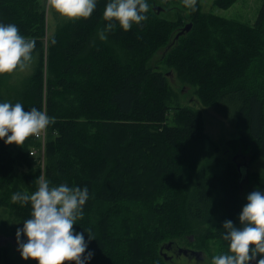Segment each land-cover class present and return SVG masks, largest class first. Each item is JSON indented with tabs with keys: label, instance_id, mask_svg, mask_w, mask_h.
<instances>
[{
	"label": "trees",
	"instance_id": "trees-1",
	"mask_svg": "<svg viewBox=\"0 0 264 264\" xmlns=\"http://www.w3.org/2000/svg\"><path fill=\"white\" fill-rule=\"evenodd\" d=\"M235 1L217 5L227 8ZM107 2L97 0L91 17L72 19L45 44L47 18L40 0H0V22L16 24L20 34L34 39L33 56L40 58L20 88L10 83L18 69L0 74V102H20L26 110L35 106L55 117L47 127L44 171L31 170L22 183L34 192L36 179L43 174L50 186L88 187L89 199L76 223L93 238L90 248L95 257L90 264L115 260L147 264L150 249L163 239L171 241V249L184 235H199L196 242L209 238L201 236L200 228L210 225L221 208L215 194L219 186L232 203L231 217L238 224L242 189L259 179L250 169L257 159H264V98L241 83L246 65L234 64L254 49L250 38L254 40L252 34L264 27V2L253 26L232 21L236 38L232 40V32L223 26L228 20L201 15L200 0H195V10L190 8L193 28L177 40L173 24L151 8L157 0H148L146 21L134 23L130 30L113 21L116 27L107 35L114 48L96 37L99 26L109 23L103 16ZM164 48L156 65L151 64ZM176 86L182 90L178 92ZM186 90L205 106L215 105L232 125L248 126V132L230 142L249 160L247 180L241 181L234 161L219 174L217 157H203V149L215 144L204 132L201 112L180 104L179 95ZM9 145L0 139L4 176L12 171L6 163L12 159ZM16 146L29 165L40 159L42 147L35 136ZM32 151L37 154L31 155ZM257 186L264 190V179ZM14 187L18 189L17 183ZM0 203L23 221L30 218L31 202L20 212L16 204ZM132 205L154 208L153 230L145 229L141 214L136 219L128 216ZM125 242L130 249L127 253L120 249V256L116 251ZM168 244L160 246L163 258ZM2 255L0 248V261Z\"/></svg>",
	"mask_w": 264,
	"mask_h": 264
},
{
	"label": "clouds",
	"instance_id": "clouds-1",
	"mask_svg": "<svg viewBox=\"0 0 264 264\" xmlns=\"http://www.w3.org/2000/svg\"><path fill=\"white\" fill-rule=\"evenodd\" d=\"M184 2L195 10V0ZM48 4L67 18L79 19L91 17L97 0H48ZM148 9V0H108L103 16L109 23L98 33L99 38L107 39L106 32L116 27L113 21L124 30L146 21ZM35 45L34 39L20 34L16 24L0 22V74L25 69L33 59ZM54 122V116L35 106L26 110L20 102H0V139L6 144L23 145L26 138L39 137ZM36 182L38 187L31 194L17 191L11 195L14 202H31L30 218L16 229L20 255L38 264H90L95 257L90 248L93 238L74 227L89 199L88 187L50 186L43 174ZM246 200L238 224L232 219L223 221V239L228 241L229 251L214 255L213 264H264V190L257 187Z\"/></svg>",
	"mask_w": 264,
	"mask_h": 264
},
{
	"label": "rangeland",
	"instance_id": "rangeland-1",
	"mask_svg": "<svg viewBox=\"0 0 264 264\" xmlns=\"http://www.w3.org/2000/svg\"><path fill=\"white\" fill-rule=\"evenodd\" d=\"M220 1L223 0H200L201 15L214 16L216 18L228 20L229 24L223 26L225 29H228V32H232V35L230 37V39L232 40H236L233 31L235 29V26L231 24L232 21L246 23L253 26L258 19L261 6L264 2V0H236L227 8H221L217 5ZM40 2L46 12L47 33L45 44H47L48 38L51 36V34L59 30L72 19L61 15L54 8L50 7L48 4V0H40ZM155 7L161 8L160 15L163 20H166L173 24V28H175L176 30L174 36H176V34L179 33V31L188 23H192L190 19L191 6L185 4L184 0H157L154 6H151L152 9H155ZM104 28L105 26L101 25L96 31L97 40L108 43L114 48V44L112 42L109 43L108 41V32H106L107 39L101 40L99 38L98 33ZM211 30H213L212 27ZM217 33L218 35H220L219 33L221 32ZM252 36H256L254 40H251L250 38V41L254 42V49L251 50V53H249L248 56L246 55L240 58V51L237 50L238 44L235 43V54L240 59H238V61L236 60L237 63H235L234 65L235 67L246 65V74L244 73V77L242 78L241 83L249 84V86L251 85L252 89L258 90V92L264 98V27H262L261 33H253ZM172 41L173 40H171V42ZM164 51L165 48L157 51L151 59V64L156 65V62L159 61ZM38 60H40L39 56L34 55L32 61L25 69H18L17 71H15L10 79L11 86L20 88L23 81L32 73V70L34 69ZM44 72L45 76L48 78L46 67L44 68ZM175 89L178 92L182 90L179 86H176ZM185 93L183 95H179L180 104L182 106H190L201 112L204 132L215 144V146L211 145V147H205L203 149V157L206 158L209 156H216L219 162L217 165V172L219 174H223L225 170L229 169V167H232L231 164L234 157L240 152L239 149L237 150L236 148H234V145L230 142L240 139L241 134L248 132V126H245L243 122L236 126L232 125L227 119L218 114V109L215 105L205 106L194 92H189L188 90H186ZM45 130L47 132V128ZM45 143L46 138L44 141H40V147L44 148ZM11 144V146L9 145L8 155L12 157V159H6V163L12 168V171L11 174L9 172L7 176H4V173L0 172V187L3 183L7 185L0 188V200L4 201V204H7L9 206L12 204L18 205L15 209H19L20 212L21 209L25 207V205L21 204L18 201H12L11 195L12 193L20 190L21 192L29 193V191H27V187H25V183H22L24 181L23 176L31 172V170H40L41 172H43L45 168L46 157H43L42 154L39 153L40 159L36 157V163L34 164V166L29 165L23 158L20 157L19 150L16 144ZM244 154L248 155V153ZM250 171L257 172L258 174H256V178L259 179H257V181L256 179L255 181L253 179L251 183L249 182L242 189V199H244V204L247 203V194L258 187L257 183L259 182V180L264 179V159H257L251 166ZM223 177H225V175H223ZM15 183H17L18 185V189H15ZM218 189H220L221 191H219ZM216 190L217 191H215V194L221 208L217 211L210 225L202 226L200 228L201 236L208 234L209 238L207 237L208 239H203L202 241L200 240V242H196V240L199 238V235L196 233L198 236L189 234L176 239V243H173V248L171 251H167L166 249L164 250V252L167 253V256L171 258L168 261H166L165 258H163V256L160 254V246L168 244L171 241L163 239L161 243L154 245L153 248L150 249V256L149 258H147V264H213L212 257L214 255L223 254L224 252L229 251L228 241H225L223 239V232L225 231V229L223 228V221L225 219H232L231 214L233 213L234 207L232 208V203H230L229 200H226V197L223 194L220 186ZM31 193L32 192H30L29 194ZM233 205L235 204L233 203ZM131 209V214L127 212L129 217L136 219V216H139L138 214H141L144 217L143 224L145 225V229H154L151 222L155 221L154 217L156 215H153L155 213L154 208L150 207L149 205H132ZM23 219L24 218H21L17 214H15V212H13L11 208L0 203V248L3 251L0 264H38V261H36L35 259L29 258L28 260H25L24 258H22L20 252L17 249L16 229L23 226ZM148 222H150V225L148 224ZM123 225L124 220L120 219L119 227L123 228ZM74 227L77 228L78 231H82L77 227V225H74ZM149 240L150 238H148V240L146 239V243ZM121 245L123 246V248H118L117 250L119 251H116L120 256L122 254L120 253V249H125L126 253L130 249L128 242L120 244V246ZM180 250L188 252H203V258L201 260H197L196 257L190 258L184 253L179 254ZM125 257L126 254L124 255V258ZM116 263L117 261L115 260L114 264Z\"/></svg>",
	"mask_w": 264,
	"mask_h": 264
},
{
	"label": "water",
	"instance_id": "water-1",
	"mask_svg": "<svg viewBox=\"0 0 264 264\" xmlns=\"http://www.w3.org/2000/svg\"><path fill=\"white\" fill-rule=\"evenodd\" d=\"M154 11L159 15L161 13V8L155 7ZM192 28H193V24L192 23H188L184 28H182L179 31V33L176 36V39L178 40L182 35L189 33L192 30ZM240 158H246V156L243 155V154L238 153L234 157L233 161L236 163V168H237V171H238V173L240 175L241 181L242 180L245 181L248 178V174L247 173H248V169H249L248 168L249 167V163L248 162L247 163H243V164L240 163L239 162ZM170 246H171V244H168L167 245V249H169ZM181 253H184L186 256H189L190 258L196 257L197 260H201L203 258V252H195V251L188 252V251L180 250L179 254H181ZM164 257H165L166 260L171 259L170 257L167 256V253L164 254Z\"/></svg>",
	"mask_w": 264,
	"mask_h": 264
},
{
	"label": "built area",
	"instance_id": "built-area-1",
	"mask_svg": "<svg viewBox=\"0 0 264 264\" xmlns=\"http://www.w3.org/2000/svg\"><path fill=\"white\" fill-rule=\"evenodd\" d=\"M35 138L39 139L40 141H44L46 138V130H42L40 136ZM30 154H37V151H32ZM41 154L44 156V148H42Z\"/></svg>",
	"mask_w": 264,
	"mask_h": 264
},
{
	"label": "flooded vegetation",
	"instance_id": "flooded-vegetation-1",
	"mask_svg": "<svg viewBox=\"0 0 264 264\" xmlns=\"http://www.w3.org/2000/svg\"><path fill=\"white\" fill-rule=\"evenodd\" d=\"M239 162L243 164V163H247V162H249V160H248L247 158H240V159H239ZM172 248H173V247H171V249H167V250L171 251Z\"/></svg>",
	"mask_w": 264,
	"mask_h": 264
},
{
	"label": "crops",
	"instance_id": "crops-1",
	"mask_svg": "<svg viewBox=\"0 0 264 264\" xmlns=\"http://www.w3.org/2000/svg\"><path fill=\"white\" fill-rule=\"evenodd\" d=\"M50 32V31H49ZM55 33V32H54ZM53 34V33H52Z\"/></svg>",
	"mask_w": 264,
	"mask_h": 264
}]
</instances>
